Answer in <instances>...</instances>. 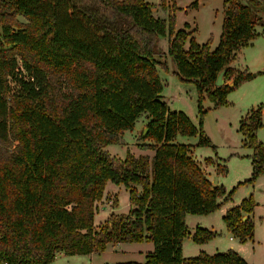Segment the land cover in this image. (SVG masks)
Wrapping results in <instances>:
<instances>
[{"label":"trees","instance_id":"16d2710c","mask_svg":"<svg viewBox=\"0 0 264 264\" xmlns=\"http://www.w3.org/2000/svg\"><path fill=\"white\" fill-rule=\"evenodd\" d=\"M1 5L0 264H46L61 252L87 254L109 243L142 241L154 245L144 262L103 264H250L233 249L183 255L186 214L218 209L231 191L213 186L191 144L177 140L179 134H199L198 144L215 146L183 111L170 110L162 100L158 66L168 67L158 56L164 52L160 37L167 35L174 71L195 83L199 104L204 94L216 106L226 103L231 89L255 76L230 62L257 35L255 26L264 27V0H225L213 49L210 41H196L188 22L175 29L172 12L155 16L146 0ZM15 14L28 21L20 23ZM225 65V82L215 85ZM261 108H251L250 122L240 123L244 144L252 148L248 181L264 172V145L255 135L263 124ZM142 113L148 117L144 138L153 143L139 145L153 149L152 157L111 155L105 147L119 143ZM109 181L129 188L130 209L111 212L96 226L97 202ZM254 206L249 196L223 216L242 241L253 238ZM215 235L196 227L192 239L205 243Z\"/></svg>","mask_w":264,"mask_h":264},{"label":"rangeland","instance_id":"374dc122","mask_svg":"<svg viewBox=\"0 0 264 264\" xmlns=\"http://www.w3.org/2000/svg\"><path fill=\"white\" fill-rule=\"evenodd\" d=\"M146 1L153 3L155 16L167 18L172 12L175 15V29L184 28L185 22H189L187 31L191 33L195 28L193 35L198 43L210 41L211 48L217 45L221 34L225 0ZM156 1L159 3L155 4ZM193 1L197 2V6L190 5ZM5 2L6 0H0V12L6 8V5H1ZM15 18L20 23L28 21L22 15L15 14ZM258 28L259 25H256L255 30ZM257 32L248 44L238 50L235 59L230 62L234 69L247 68L255 73V76L231 89L226 96V103L216 106L204 94L199 104V92L195 83L181 80L174 71L176 64L167 53V35L160 37L159 47L164 52L158 58L166 62L168 68L161 69L158 66V72L163 85L162 100L167 103L170 110L183 111L195 126L204 130L215 146L198 144L199 134H179L177 140L191 144V153L200 167L206 170L208 176L204 171L205 175L216 185L223 186L226 194L231 191V198L223 201L218 209L207 214L187 213L185 221L188 229L192 231L195 225L201 224L200 226L205 225L216 232L212 240L204 246L210 253L233 249L241 253V256H245L251 264H264V172L253 181H248L252 172V148L244 144L245 134L240 129L241 122L244 125L250 122L249 110L260 105L263 124L256 130L255 135L264 145V29ZM185 46H188V42ZM147 121V115L142 113L132 129L122 131L119 143L109 144L105 149L119 158H124L128 151L135 155H153V149L141 148L139 145L153 143L151 138L143 136ZM129 196V188L125 185L109 182L102 199L97 202L95 225L104 223L111 212L110 207L116 206L113 211L117 213L127 212L130 209ZM249 196L255 202L253 212L250 214L254 222V235L252 239L242 241L227 228L223 216L229 208ZM119 244L121 247L118 251L107 247L103 251L87 254L66 255L61 252L53 261L46 264H103L129 260L143 262L145 255L138 250L149 252L154 248L150 242ZM198 249L199 244L191 237L185 239V255H196Z\"/></svg>","mask_w":264,"mask_h":264},{"label":"crops","instance_id":"0c3cea01","mask_svg":"<svg viewBox=\"0 0 264 264\" xmlns=\"http://www.w3.org/2000/svg\"><path fill=\"white\" fill-rule=\"evenodd\" d=\"M147 2H149V1H147ZM159 3V1H156L155 2V4H158ZM154 8V7H153ZM152 8V9H153ZM223 20V19H222ZM189 23V22H188ZM260 29H264V27L263 26H261V25H259V28H258V30L257 31H260ZM219 41V40H218ZM215 47V46H214ZM211 49H213V48H211ZM161 69H162V67H160ZM191 150H192V148H191ZM154 154V153H153ZM149 155V157H152V155H150V154H148ZM193 156V155H192ZM194 158V157H193ZM197 161V160H196ZM200 166V165H199ZM202 170L203 171H205V173L207 174V172H206V170H204L203 168H202ZM207 176H208V174H207ZM209 178V177H208ZM210 180V179H209ZM211 181V183H212V185L213 186H215L216 184L212 181V180H210ZM109 182H111V181H109ZM108 182V183H109ZM107 183V184H108ZM106 184V185H107ZM106 187V186H105ZM137 187V189H139L140 190V186H136ZM104 192H105V190H104ZM116 206H114V207H110L109 208V211H111V212H114L113 210H114V208H115ZM108 211V212H109ZM111 212H109V214L111 213ZM109 216V215H108ZM186 217H187V215H186ZM185 217V218H186ZM198 224V223H197ZM201 224H199V225H195V229H196V227H205L206 228V226L205 225H202V226H200ZM195 229L194 230H192V231H190L189 229H188V233H187V235L183 238V241H182V252H183V255L185 256V257H189L188 255H185L184 254V249H185V239L187 238V237H191L192 238V234L194 233V231H195ZM212 240V239H211ZM211 240H209L208 242H205V243H198L199 244V249L196 251L197 253H196V255L200 252V251H206L207 253H210V252H208L206 249H205V245H207ZM142 242H147V241H142ZM139 243H141V242H139ZM150 243H152V242H150ZM153 244V243H152ZM121 244H119V243H116V244H113V243H109L108 245H107V247H112V249H113V251H118L119 250V248L121 247L120 246ZM106 247V248H107ZM217 248V247H216ZM105 250V249H104ZM216 250H218V249H216ZM103 251V250H102ZM138 251H140V252H142V254H144L145 255V259H146V254L148 253V251H146V250H138ZM95 252V251H94ZM93 252V253H94ZM147 252V253H146ZM214 253V252H213ZM210 254H212V253H210ZM241 254V253H240ZM191 256V255H190ZM193 256H195V255H193ZM243 256V255H242ZM245 259H247L245 256H243ZM145 261V260H144ZM143 261V262H144ZM247 261L251 264V261H249L248 259H247Z\"/></svg>","mask_w":264,"mask_h":264},{"label":"water","instance_id":"95a60500","mask_svg":"<svg viewBox=\"0 0 264 264\" xmlns=\"http://www.w3.org/2000/svg\"><path fill=\"white\" fill-rule=\"evenodd\" d=\"M226 68H227V65H225L220 71L219 73L217 74V78L215 80V85H222L224 84L225 82V79H224V74H225V71H226ZM230 86L232 87L233 86V82H230L229 83ZM148 131V127H146L143 131V136H146V133ZM245 218V217H244Z\"/></svg>","mask_w":264,"mask_h":264},{"label":"built area","instance_id":"2783aa9c","mask_svg":"<svg viewBox=\"0 0 264 264\" xmlns=\"http://www.w3.org/2000/svg\"><path fill=\"white\" fill-rule=\"evenodd\" d=\"M5 264V263H4Z\"/></svg>","mask_w":264,"mask_h":264}]
</instances>
